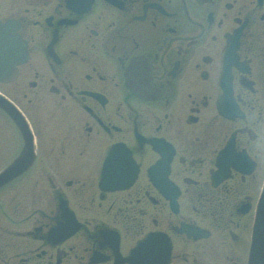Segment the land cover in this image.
<instances>
[{"label": "flooded vegetation", "instance_id": "obj_1", "mask_svg": "<svg viewBox=\"0 0 264 264\" xmlns=\"http://www.w3.org/2000/svg\"><path fill=\"white\" fill-rule=\"evenodd\" d=\"M21 155L0 264H247L264 0H0V172Z\"/></svg>", "mask_w": 264, "mask_h": 264}, {"label": "water", "instance_id": "obj_2", "mask_svg": "<svg viewBox=\"0 0 264 264\" xmlns=\"http://www.w3.org/2000/svg\"><path fill=\"white\" fill-rule=\"evenodd\" d=\"M24 155L22 156V158ZM16 163L12 164L2 177H12L11 170L17 165L20 159ZM24 168V167H23ZM22 169V168H21ZM0 177V179L2 178ZM3 183L0 181V184ZM249 264H264V191L263 197L259 206L258 217L255 225V232L253 237V245L250 252Z\"/></svg>", "mask_w": 264, "mask_h": 264}, {"label": "rangeland", "instance_id": "obj_3", "mask_svg": "<svg viewBox=\"0 0 264 264\" xmlns=\"http://www.w3.org/2000/svg\"><path fill=\"white\" fill-rule=\"evenodd\" d=\"M9 133H10V136H11V138L13 137V133H12V131H11V129L9 128ZM9 139V137L7 136H4V141H5V143H4V152L3 153H5L6 151V147H7V145H6V141ZM4 158H7V156H6V154H4Z\"/></svg>", "mask_w": 264, "mask_h": 264}]
</instances>
